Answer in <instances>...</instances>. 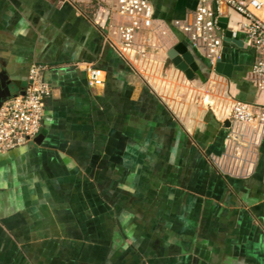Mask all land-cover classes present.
<instances>
[{"label": "crops", "instance_id": "1", "mask_svg": "<svg viewBox=\"0 0 264 264\" xmlns=\"http://www.w3.org/2000/svg\"><path fill=\"white\" fill-rule=\"evenodd\" d=\"M202 1L215 8L150 0L167 35L137 36L150 44L143 59L92 24L106 0H0V76L16 96L41 65L50 88L41 143L0 154V264H264V131L249 164H215L246 132L231 126L232 105L264 107L252 77L263 56L223 5L222 35L234 37L219 60L229 77L216 73L173 27ZM179 44L199 76L172 64ZM86 64L103 87L87 85Z\"/></svg>", "mask_w": 264, "mask_h": 264}, {"label": "built area", "instance_id": "2", "mask_svg": "<svg viewBox=\"0 0 264 264\" xmlns=\"http://www.w3.org/2000/svg\"><path fill=\"white\" fill-rule=\"evenodd\" d=\"M215 8L207 1L197 6L191 21L173 23L191 46L203 52L206 61L214 66L221 58L224 36L218 27L221 6L225 5L239 14L243 21L238 24L239 33L246 45L259 50L263 58L256 61L252 77L258 90H264V22L254 13L262 7L259 0H211ZM154 11L150 0H106L98 3L92 24L104 39L113 42L123 50H136L145 59L150 44H136L137 36L146 32L166 36L165 30L154 24ZM146 41V40H145ZM45 67L31 65L28 79L21 94H18L0 106V154L31 143L40 135L43 125L44 108L50 96V88L42 80ZM87 85L91 88L103 87L105 74L92 64L85 67ZM229 121L234 129L246 128L239 134L232 132L227 138L225 159L215 163L218 171L227 172V164L244 167L250 163L253 149L264 131V107H253L247 103L235 102L229 113ZM230 162V163H226Z\"/></svg>", "mask_w": 264, "mask_h": 264}, {"label": "water", "instance_id": "3", "mask_svg": "<svg viewBox=\"0 0 264 264\" xmlns=\"http://www.w3.org/2000/svg\"><path fill=\"white\" fill-rule=\"evenodd\" d=\"M225 22L226 21L224 19L219 18L218 27L222 30H226ZM224 35V41L226 42L229 41L231 37H234V34L228 31H226ZM168 56L171 59L174 67L182 71L188 79H192L195 74L199 76L200 73L197 72V66L194 63L189 50L183 44H179L170 50ZM214 71L218 74H222L225 77H229L230 67L218 61L215 64ZM9 86L10 83L5 82L4 77L0 76V106L4 101L15 96L11 94ZM42 139V135H38L36 139H34L33 143L39 145Z\"/></svg>", "mask_w": 264, "mask_h": 264}]
</instances>
